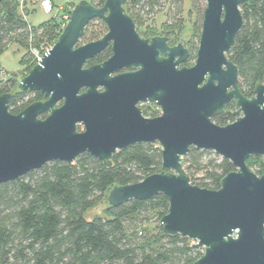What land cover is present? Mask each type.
Listing matches in <instances>:
<instances>
[{"label":"water","instance_id":"1","mask_svg":"<svg viewBox=\"0 0 264 264\" xmlns=\"http://www.w3.org/2000/svg\"><path fill=\"white\" fill-rule=\"evenodd\" d=\"M246 2L205 0L192 67H178L187 57L181 44L170 47L165 37L138 34L126 0L101 6L76 2L52 47L17 83L19 91H38L44 99L14 114L8 109L11 93L0 94V184L84 153L110 167L116 151L157 143L162 171L113 185L108 206L160 193L168 201L162 230L203 248L192 264H264V171L257 175L246 163L264 155V83L244 96L237 66L227 57L243 26L240 7ZM93 19L103 20L106 32L78 45ZM110 41L112 55L84 68ZM121 68L136 70L111 75ZM146 100L161 108L158 116H142L135 107ZM231 101L236 118L225 125L213 122ZM191 147L213 151L233 165L218 189L190 182L181 160Z\"/></svg>","mask_w":264,"mask_h":264},{"label":"trees","instance_id":"2","mask_svg":"<svg viewBox=\"0 0 264 264\" xmlns=\"http://www.w3.org/2000/svg\"><path fill=\"white\" fill-rule=\"evenodd\" d=\"M13 1L0 2V53L11 37L25 34L35 38L41 32L38 39L50 38L62 27L60 16L38 26L28 24ZM89 1L101 6L105 0ZM201 1L190 0L188 15L194 13L195 21L197 16L202 19L205 5ZM124 7L144 15L166 10L167 18L161 24L167 25L181 24L184 17V0H126ZM240 8L243 26L227 57L237 66L242 94L251 97L255 85L264 83V0H247ZM107 55L105 50L92 60L101 61ZM28 56L27 52L20 62L28 61ZM10 75L3 72L8 77L0 78V94L11 93V113L44 99L38 91H19L17 85L12 91L16 80ZM236 108L229 102L212 117L213 122H232ZM111 161L106 167L84 153L71 163L54 160L0 184V264H192L199 258L202 251L193 248L190 239L162 230L160 219L167 212L168 201L160 193L115 207L107 204L101 216L84 218V212L103 201L113 185L138 182L162 171L157 143L128 146L116 151ZM181 162L192 184L212 190L234 169L227 159L194 147ZM246 163L257 175L263 173L262 156L249 157Z\"/></svg>","mask_w":264,"mask_h":264},{"label":"rangeland","instance_id":"3","mask_svg":"<svg viewBox=\"0 0 264 264\" xmlns=\"http://www.w3.org/2000/svg\"><path fill=\"white\" fill-rule=\"evenodd\" d=\"M18 1V4H17ZM79 0H52L53 9L51 12L43 11L38 3L39 0H16L15 4L17 10L24 16L26 22L32 26H38L39 24L50 21L53 19V16H60L61 7L63 5L72 6L78 2ZM11 2V1H10ZM12 2H14L12 0ZM201 6L205 5V0L200 2ZM190 9V0H184V17L181 24H170L167 25L165 22L161 24L163 20L167 18L166 10L154 12L150 15H144L141 12H137L135 9L127 8L128 14L132 17L136 30L143 36L145 35L147 38L164 35L171 39V43H176L183 39L185 35L186 39L191 38L192 42L196 44L195 36L199 34V22L201 19L197 16V21H195L196 16L194 13L188 15ZM180 23V22H179ZM62 27L57 28V32L55 36L46 38L42 37L38 39V36L41 37L40 34H37V37L33 38L29 35L18 36L17 38L11 37L7 44L4 47V50L0 53V78H6L8 76H3V72L5 75H10L13 79L16 80L15 86L12 88V91L15 90L18 81L24 77L29 70L37 63L36 58L33 54V50H37L42 52L46 49H50L54 42L57 40L59 34L61 33ZM61 30V31H60ZM106 24L101 19H93L86 27V32L84 36L79 40V45L87 43L89 41H94L99 39L106 32ZM57 38L55 39V37ZM27 37V38H26ZM184 37V38H185ZM18 40V42H14ZM194 40V41H193ZM27 50V51H26ZM28 52V61L20 62L22 57L26 55ZM194 59H188L186 62L180 64L181 66H190L194 61ZM143 109H146L149 113L159 114L160 111L153 104L143 105ZM237 108L234 110L236 111ZM237 116V115H236ZM212 155L215 153L213 151ZM264 158V155L262 156ZM107 206L106 197L103 201L95 204L94 206L88 208L84 212V218L88 220H92L96 215L101 216L103 214L104 207ZM191 240V239H190ZM196 240H191V244H195ZM203 253V248H199Z\"/></svg>","mask_w":264,"mask_h":264},{"label":"flooded vegetation","instance_id":"4","mask_svg":"<svg viewBox=\"0 0 264 264\" xmlns=\"http://www.w3.org/2000/svg\"><path fill=\"white\" fill-rule=\"evenodd\" d=\"M200 24H199V26H198V29L200 30L199 31V34H196V36L194 37L195 38V41H196V44L197 45H195V43L194 42H192L191 40V38H193V37H190V38H187L186 39V37L185 36H187V35H185L184 37H183V39L182 40H180V41H177L176 43H171V39L169 38V37H167V36H164V35H157V36H161V37H165L166 38V44L168 45V46H170V47H173V46H176V45H178V44H181L186 50H187V57L185 58V60L183 61V62H186V60H188V59H194L193 61V63L190 65V66H184V67H192L194 64H195V60H196V53H197V50H198V46H199V39H200V34H201V21L199 22ZM135 28H136V25H135ZM137 31V30H136ZM138 32V31H137ZM138 34L142 37V38H147L145 35H141L139 32H138ZM153 37H155V36H153ZM152 37H150V38H148V39H151ZM97 40V39H96ZM194 41V40H193ZM79 45V44H78ZM82 45V44H81ZM107 51V57L105 58V59H103V60H101V61H93L92 60V58L94 57V56H96V55H98L99 53H101L102 51ZM101 52H99L98 54H96V55H94L91 59H89L88 61H87V63L83 66L84 68H86V67H88V66H90V65H94V64H100V63H102L103 61H105L107 58H109L111 55H112V42L110 41L109 43H108V45L102 50ZM182 62V63H183ZM181 64V63H180ZM180 64H179V66L178 67H180ZM182 67V66H181ZM134 70H136V69H134V68H121V69H119V70H117V71H115V72H113V73H111V75H115V74H118V73H123V72H128V71H134ZM99 91L100 90H102V88H99L98 89ZM146 104H153L154 105V107H156L157 109H159V111H160V113H161V108L158 106V105H156L154 102H152V101H150V100H146V101H138L136 104H135V107H137L138 109H139V111H140V113H141V115L142 116H145V117H148V118H152V117H155V116H158L159 114H157V113H154V114H151V113H149L146 109H143V105H146ZM226 106V105H225ZM224 109H225V107H224ZM223 109V110H224ZM221 113V112H220ZM44 116H45V114H43ZM43 118V117H42ZM77 129L79 130V131H82L83 130V127L82 126H78L77 127Z\"/></svg>","mask_w":264,"mask_h":264},{"label":"built area","instance_id":"5","mask_svg":"<svg viewBox=\"0 0 264 264\" xmlns=\"http://www.w3.org/2000/svg\"><path fill=\"white\" fill-rule=\"evenodd\" d=\"M39 7L45 11V12H51L52 9H53V3H52V0H39V3H38ZM61 13H60V20H61V26L62 28L64 27V25L66 24V22L68 21L69 19V16H70V11L72 9V6H68V5H63L61 8ZM30 28V26H28ZM47 51L49 49H46ZM42 51V52H39L37 50H33V54L36 58V61L37 63L41 60V57H42V54L46 51Z\"/></svg>","mask_w":264,"mask_h":264}]
</instances>
